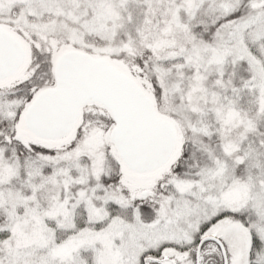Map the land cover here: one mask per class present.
<instances>
[{"label": "snow or ice", "instance_id": "obj_1", "mask_svg": "<svg viewBox=\"0 0 264 264\" xmlns=\"http://www.w3.org/2000/svg\"><path fill=\"white\" fill-rule=\"evenodd\" d=\"M0 264H264V0H0Z\"/></svg>", "mask_w": 264, "mask_h": 264}]
</instances>
